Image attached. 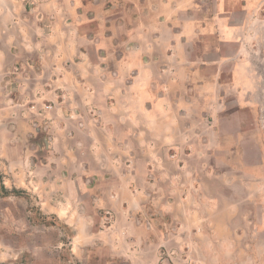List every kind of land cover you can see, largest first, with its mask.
<instances>
[{"label":"crops","instance_id":"0c3cea01","mask_svg":"<svg viewBox=\"0 0 264 264\" xmlns=\"http://www.w3.org/2000/svg\"><path fill=\"white\" fill-rule=\"evenodd\" d=\"M259 2L0 0L5 189L31 191L70 245L109 264H219L202 227L229 208L213 163L260 168L244 164Z\"/></svg>","mask_w":264,"mask_h":264},{"label":"rangeland","instance_id":"374dc122","mask_svg":"<svg viewBox=\"0 0 264 264\" xmlns=\"http://www.w3.org/2000/svg\"><path fill=\"white\" fill-rule=\"evenodd\" d=\"M253 13L255 23L264 21V0H260ZM256 37L264 38V29L256 28ZM258 47L257 52H264V48ZM258 64L261 84L250 96L255 107L251 108L245 126L244 164L250 166L256 161L260 168L233 170L213 163L228 178V181L225 178L228 187L224 185L222 192L229 208L214 211L208 214L209 220L203 221L204 231L212 228L217 232L211 237L213 251L204 255L211 263L238 264L249 260L251 264H261L264 261V60H258ZM254 145L258 147V158ZM229 161L240 160L230 158ZM214 185L209 186L211 192L216 189ZM7 191L4 193L0 188V252L11 258L2 264H109L94 246H87L81 254L75 243L70 245V231L40 213L31 191L15 188ZM135 233L137 242L144 243L148 236L146 229L139 228ZM121 239L119 236V243ZM218 240L223 241L222 246ZM144 258L141 255L140 261Z\"/></svg>","mask_w":264,"mask_h":264},{"label":"trees","instance_id":"16d2710c","mask_svg":"<svg viewBox=\"0 0 264 264\" xmlns=\"http://www.w3.org/2000/svg\"><path fill=\"white\" fill-rule=\"evenodd\" d=\"M0 188L4 193H8L7 189H5L4 185L2 184V175L0 173Z\"/></svg>","mask_w":264,"mask_h":264}]
</instances>
